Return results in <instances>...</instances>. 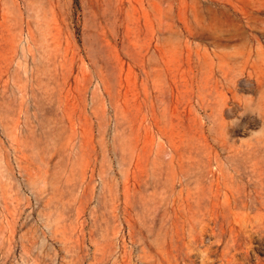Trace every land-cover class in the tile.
<instances>
[{
    "label": "rangeland",
    "instance_id": "rangeland-1",
    "mask_svg": "<svg viewBox=\"0 0 264 264\" xmlns=\"http://www.w3.org/2000/svg\"><path fill=\"white\" fill-rule=\"evenodd\" d=\"M0 264H264V0H0Z\"/></svg>",
    "mask_w": 264,
    "mask_h": 264
}]
</instances>
